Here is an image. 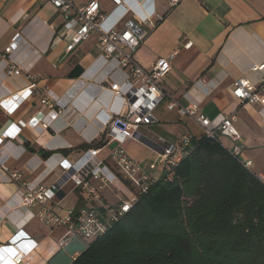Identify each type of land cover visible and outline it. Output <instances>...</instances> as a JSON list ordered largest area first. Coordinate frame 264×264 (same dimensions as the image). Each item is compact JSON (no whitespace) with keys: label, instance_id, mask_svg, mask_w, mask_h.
<instances>
[{"label":"crops","instance_id":"crops-1","mask_svg":"<svg viewBox=\"0 0 264 264\" xmlns=\"http://www.w3.org/2000/svg\"><path fill=\"white\" fill-rule=\"evenodd\" d=\"M170 1L121 0L118 8L113 0H74L77 7L97 2L101 14L109 17L106 25L116 31L147 12L160 15L154 27L142 26L147 35L133 54L142 68L151 70L158 60L176 54L162 81L167 97L152 112L154 123L141 126L140 139L126 142L122 149L159 179L166 171L158 164L164 148L180 146L184 136L193 142L203 136L194 118L168 109L174 100L183 108L197 105L198 113L209 118L235 115L244 146L241 159L252 162L254 175L264 176V104H246L233 96L237 80L257 84L264 75L252 71L264 64V0H181L176 6ZM64 25L48 0H0V102L36 84L13 114L0 106V264H13L20 253L25 254L20 264H72L86 250L82 240L60 248L63 226L51 229L37 218L28 220L20 206L22 183L56 186L66 179L59 166L63 160L75 163L93 148L101 149L100 158L105 159L117 146H106L104 119L112 115L111 107H118L110 85L122 84L125 74L115 60L103 56L97 32L67 52L74 32L64 31ZM18 35L22 41L6 54ZM13 65L21 68L20 76L8 75ZM46 89L58 97L55 108L62 114L41 131L38 126L47 117L41 92ZM220 142L227 149L233 146L224 137ZM13 172L21 174L20 181L11 179ZM116 183L120 189L112 186L103 192L113 206L132 197L129 188ZM49 206L63 215L86 203L71 182Z\"/></svg>","mask_w":264,"mask_h":264},{"label":"built area","instance_id":"built-area-1","mask_svg":"<svg viewBox=\"0 0 264 264\" xmlns=\"http://www.w3.org/2000/svg\"><path fill=\"white\" fill-rule=\"evenodd\" d=\"M48 1L63 16L64 31L74 32L67 46V52H72L93 32H97L100 36L99 44L103 56L106 59L115 60L119 70L125 74L122 84L112 83L110 85V91L118 101V107H111L112 115L106 114L104 119L103 139L106 140V146L113 143H116L117 146L109 150L105 159L100 158L101 149L93 148L84 152L75 163L63 160L59 164L66 177L63 182L53 187L42 184L30 185L24 182L22 183L24 190L20 192V206L28 212V220L37 218L51 229L59 226L66 229L65 237L59 243L60 248L67 246L73 240H82L88 247L91 242L106 234L124 214L129 213L133 205L151 191L161 177L167 173L166 171L178 166L192 150L193 140L190 136H184L180 146L170 145L164 148L163 153L159 156L158 164L165 166L166 171L159 179L140 167L137 161L122 149L126 142L140 139L138 131L141 126L154 123L152 112L167 97L162 89V81L171 71V60L176 54L158 60L151 70L142 68L133 57L147 35L142 26L154 27L156 20L162 19L160 15L154 11L147 12L137 16L135 20L126 21L124 28L121 31H116L113 27L106 25L109 17L101 14L97 2L86 7H77L74 0ZM113 1L118 8L121 7V0ZM180 1L171 0L170 5L176 6ZM21 41L22 38L18 35L14 43L5 50V53L12 54L14 48ZM190 45L188 43L186 47ZM252 71L264 72V64L254 66ZM21 73V68L15 65L8 67V75L20 76ZM35 89L36 84H32L25 90L16 92L2 100L0 106L8 114H13L34 93ZM102 90H106V86H102ZM41 93L40 102L47 117L42 120L38 128L45 131L51 126L52 119L62 114V110L55 108L58 97L52 90L46 89ZM233 96L246 104H264V75L257 84L246 79L237 80L234 84ZM168 109H177L181 116L194 118L202 129L203 136L208 139L219 141L224 137L231 140L233 146L229 149V154L253 174L251 171L252 162L241 159L244 146L241 144V135L235 127L237 121L235 115L219 114L214 118H209L198 113L197 105L183 108L174 100L168 104ZM104 161L110 163L112 167L106 166ZM1 166L3 170H8L3 163ZM164 176L168 180L171 179L170 174ZM254 176L264 185L263 175ZM11 179L20 181L21 174L13 172ZM116 181L129 188L132 197L113 206L107 203L103 192L107 187L114 186ZM71 182L79 191L86 206L72 207L65 214H58L50 208L49 204ZM35 207L40 208L36 214L30 211ZM24 258L25 254H18L13 259V264H20Z\"/></svg>","mask_w":264,"mask_h":264},{"label":"trees","instance_id":"trees-1","mask_svg":"<svg viewBox=\"0 0 264 264\" xmlns=\"http://www.w3.org/2000/svg\"><path fill=\"white\" fill-rule=\"evenodd\" d=\"M167 174L72 264H264V185L220 140Z\"/></svg>","mask_w":264,"mask_h":264},{"label":"rangeland","instance_id":"rangeland-1","mask_svg":"<svg viewBox=\"0 0 264 264\" xmlns=\"http://www.w3.org/2000/svg\"><path fill=\"white\" fill-rule=\"evenodd\" d=\"M129 149V148H128ZM131 153H133V151H131ZM135 157V156H134ZM136 158V157H135ZM115 188H117V189H120L121 188V185L119 184V183H116L115 185ZM185 205H189V204H191V199L190 198H188V197H185Z\"/></svg>","mask_w":264,"mask_h":264},{"label":"water","instance_id":"water-1","mask_svg":"<svg viewBox=\"0 0 264 264\" xmlns=\"http://www.w3.org/2000/svg\"><path fill=\"white\" fill-rule=\"evenodd\" d=\"M116 145H117L116 143H113L112 146H111V148H114Z\"/></svg>","mask_w":264,"mask_h":264}]
</instances>
